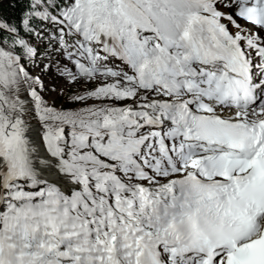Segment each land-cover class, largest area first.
I'll list each match as a JSON object with an SVG mask.
<instances>
[{
    "label": "snow or ice",
    "instance_id": "snow-or-ice-1",
    "mask_svg": "<svg viewBox=\"0 0 264 264\" xmlns=\"http://www.w3.org/2000/svg\"><path fill=\"white\" fill-rule=\"evenodd\" d=\"M16 4L0 264H264V0Z\"/></svg>",
    "mask_w": 264,
    "mask_h": 264
},
{
    "label": "rangeland",
    "instance_id": "rangeland-1",
    "mask_svg": "<svg viewBox=\"0 0 264 264\" xmlns=\"http://www.w3.org/2000/svg\"><path fill=\"white\" fill-rule=\"evenodd\" d=\"M9 1L10 0H4V2L2 3L3 11H4V7L8 4ZM4 14H5V11H4ZM32 70L37 71L36 69H32ZM41 78L45 84V89L42 90V95H44L45 99H47L50 104H53L54 106H56L58 108L63 107L66 109H75V108H78L81 106L77 102L66 99V97L71 96V95L81 91V89L83 87L82 85L65 86V81L60 79V78H57L56 72H55V67H53L51 72H47V73L43 74ZM55 86H64V94L57 96L56 93H52V92L48 91V89L55 87ZM33 126L39 127L38 122L33 121Z\"/></svg>",
    "mask_w": 264,
    "mask_h": 264
},
{
    "label": "trees",
    "instance_id": "trees-1",
    "mask_svg": "<svg viewBox=\"0 0 264 264\" xmlns=\"http://www.w3.org/2000/svg\"><path fill=\"white\" fill-rule=\"evenodd\" d=\"M22 8L23 4H16V0H10L4 7L5 15L15 24L22 14Z\"/></svg>",
    "mask_w": 264,
    "mask_h": 264
},
{
    "label": "bare ground",
    "instance_id": "bare-ground-1",
    "mask_svg": "<svg viewBox=\"0 0 264 264\" xmlns=\"http://www.w3.org/2000/svg\"><path fill=\"white\" fill-rule=\"evenodd\" d=\"M2 6H3V5L0 6V14H2V15L4 16L6 13L4 14V11H3ZM4 6H5V5H4ZM4 17L7 18L6 15H5ZM19 18H20V17H19ZM18 20H19V19H18ZM56 76H57V75H56ZM57 78H59V77L57 76ZM31 135H32L33 139L39 141V127H38V126H33V128H32V132H31ZM48 178H49V179H54L55 176L50 174Z\"/></svg>",
    "mask_w": 264,
    "mask_h": 264
}]
</instances>
